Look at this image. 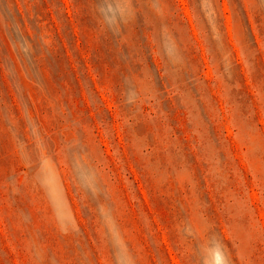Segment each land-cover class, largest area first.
Here are the masks:
<instances>
[{
    "label": "rangeland",
    "instance_id": "obj_1",
    "mask_svg": "<svg viewBox=\"0 0 264 264\" xmlns=\"http://www.w3.org/2000/svg\"><path fill=\"white\" fill-rule=\"evenodd\" d=\"M0 264H264V0H0Z\"/></svg>",
    "mask_w": 264,
    "mask_h": 264
}]
</instances>
